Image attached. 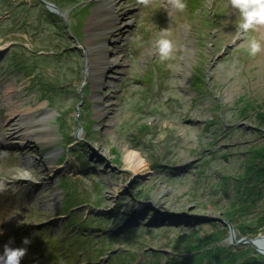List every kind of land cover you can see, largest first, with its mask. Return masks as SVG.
<instances>
[{
	"label": "rangeland",
	"instance_id": "rangeland-1",
	"mask_svg": "<svg viewBox=\"0 0 264 264\" xmlns=\"http://www.w3.org/2000/svg\"><path fill=\"white\" fill-rule=\"evenodd\" d=\"M108 1L80 0L73 15L54 0H0V124L11 107L30 124L0 146V250L27 247L21 264H101L117 252L116 264L149 263L148 252L173 264V244L199 240L264 257V227L229 219L236 178L220 176L243 171L249 145L263 149L264 51L248 54L228 0H183V11ZM47 10L67 31L47 26ZM253 35L264 47V28ZM160 39L173 44L167 59ZM260 184L250 223L264 209Z\"/></svg>",
	"mask_w": 264,
	"mask_h": 264
},
{
	"label": "trees",
	"instance_id": "trees-1",
	"mask_svg": "<svg viewBox=\"0 0 264 264\" xmlns=\"http://www.w3.org/2000/svg\"><path fill=\"white\" fill-rule=\"evenodd\" d=\"M79 1L80 0H54V2L62 9H66L67 5L68 6L70 5L72 7L70 13H72L73 15H76L79 12L80 6L79 4L76 5V3H78ZM47 13L49 15L48 16L49 20L48 22H46L48 24L47 26L53 27V25L51 24V21L54 20L55 25L57 27L62 29V31L63 30L67 31L66 22L63 21L62 18L58 14L50 10H47ZM79 22L80 21H77V25L75 26L77 30H78ZM68 45L65 46L66 49L68 48ZM55 51L57 55V52H59V50H55ZM44 89H47V88H44ZM247 110L248 109H243L242 112H245ZM217 116L222 117L220 114H218ZM211 122H214V121H210V123ZM216 122L217 121H215V123ZM227 123L230 124L229 122ZM206 125L208 126L209 123H206ZM249 148H252V149H249ZM248 151L250 153L247 157H245L244 161L242 162L243 166L240 165V167L241 166L243 167L242 172H239L237 175H234L233 173H220L221 180L224 183L226 181L228 182L233 177L236 178L235 183H234L235 184L234 192L232 194V198L229 199L230 206L229 208H227L228 206H226L225 208H227V212H228L227 214H228L229 219L234 218V217H231L233 214L238 215V218H240L242 222L240 228H245V226H248L249 228H251L247 230V232L250 230L253 231V229L258 231L259 227L261 226L264 227V209H261V212L256 215V221H254L253 217L250 218L252 223H250V221L246 219V215H245V214L247 215L250 214L249 211L245 212V210L247 209L246 208L247 205H249L250 203L255 205L258 202V200L256 199L259 198L261 194L260 193L261 189L259 188V186L261 185L260 182L264 180V177H262L264 170L261 169L262 167H264V165H261L260 162H264V146H263V149L260 150L257 148V145H249ZM223 154L227 156L228 153L224 152ZM115 159L119 161L120 163L119 157H115ZM199 173H201V171ZM70 192L72 195L73 194L72 190ZM226 192H228L227 189H226ZM239 204L242 205V207ZM206 244H208V242H206ZM173 246L174 247L172 251L174 253L172 252L169 253V256H167V259H166L168 260L171 257V259H173V264H264L263 255H262L263 258L261 256H258V257L254 256L252 258L248 254L247 251L249 250L246 249V247H243V249L247 251L243 249L240 250L238 248L235 249V247L229 250L228 248L225 249L223 246L221 247L220 245H218V247L215 246V248L213 247L210 248V245H205L204 242H202L201 244L199 240H196L194 243L191 242L190 244H184L183 246H180V245L176 246L175 244H173ZM179 247L182 250L188 249L187 251H190L191 253L187 255L180 254L182 250L180 251ZM70 248L66 249L67 254L70 251L75 252L73 249L71 250ZM118 253L119 252L115 254L112 253L111 256L109 257V260L107 259L101 264H116L118 259L115 260V258L121 259L122 257V256H119ZM146 256L147 257L145 258L150 259L151 261H149V263H144L143 261L141 262H143V264H152L159 258L161 259L162 254L161 252H158V253L148 252ZM137 264H141V263H137Z\"/></svg>",
	"mask_w": 264,
	"mask_h": 264
},
{
	"label": "clouds",
	"instance_id": "clouds-1",
	"mask_svg": "<svg viewBox=\"0 0 264 264\" xmlns=\"http://www.w3.org/2000/svg\"><path fill=\"white\" fill-rule=\"evenodd\" d=\"M137 3L147 7L151 0H137ZM168 3L176 10L183 11L186 4L183 0H168ZM228 4L239 15L237 25V37L245 38L248 54L255 57L258 53L264 51L260 39L251 36L250 33H258L264 28V0H228ZM161 59H167L173 49V44L168 39H160L156 42ZM12 241L5 244L3 251L0 252V264H21L22 259L27 254V247H13ZM29 245L31 241L25 238L22 242Z\"/></svg>",
	"mask_w": 264,
	"mask_h": 264
},
{
	"label": "bare ground",
	"instance_id": "bare-ground-1",
	"mask_svg": "<svg viewBox=\"0 0 264 264\" xmlns=\"http://www.w3.org/2000/svg\"><path fill=\"white\" fill-rule=\"evenodd\" d=\"M109 3H111V0H109L107 3L105 2V6H110ZM102 5H104V3H102ZM104 7V6H103ZM101 31V30H100ZM104 32L107 31V29L105 28L103 30ZM124 31V30H123ZM122 30H120V32L123 33ZM99 33H103V32H99ZM8 42L5 41L4 43H0V49L5 47V45H7ZM94 48V45L91 43L89 45V49L90 51H92ZM96 70V68H91V72L93 73L94 71ZM31 114H33L35 112V110H32V111H29ZM20 113L21 111H19L16 107H11L8 112H5L2 117L5 119V121L1 122L0 124V130L3 132L2 133V139L0 138V146H4L5 143H7V140L9 138H11L9 140V142H11V140H13L14 137H23V136H28V132L26 131L27 127L30 126V124L28 123H25V122H22L19 121V117H20ZM22 117V116H21ZM20 117V118H21ZM27 125V126H26ZM30 129V127H29ZM5 130V131H3ZM6 130L8 131L6 133ZM10 136V137H9ZM28 142L29 141H23L22 143V149L23 148H26L27 145H28ZM140 153L135 150V149H131L129 148V150L126 152V157L129 161H132L134 164L138 165V167H141V162H143V159L140 157ZM136 169V168H135ZM134 169V170H135ZM20 180L19 181H16L17 183L18 182H21L23 179H32L31 177L29 176H24V177H18ZM35 189H36V186H33ZM1 205H3L1 202H0ZM255 243L259 246V248L263 249L264 250V235H261V236H258V238L255 240ZM0 252H2L0 250ZM258 253V252H257ZM258 256H261L262 255L260 253L257 254ZM28 256H26L27 258ZM263 258V257H262Z\"/></svg>",
	"mask_w": 264,
	"mask_h": 264
},
{
	"label": "water",
	"instance_id": "water-1",
	"mask_svg": "<svg viewBox=\"0 0 264 264\" xmlns=\"http://www.w3.org/2000/svg\"><path fill=\"white\" fill-rule=\"evenodd\" d=\"M48 5H50L51 3H49V2H47V1H45ZM55 7H56V9H57V11L63 16V14L60 12V9H59V7H57V5H54ZM237 241V240H236ZM241 241V240H240Z\"/></svg>",
	"mask_w": 264,
	"mask_h": 264
}]
</instances>
